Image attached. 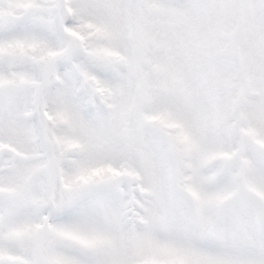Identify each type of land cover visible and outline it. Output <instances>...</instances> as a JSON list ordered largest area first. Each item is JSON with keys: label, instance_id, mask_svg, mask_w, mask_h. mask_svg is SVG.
Masks as SVG:
<instances>
[{"label": "snow or ice", "instance_id": "obj_1", "mask_svg": "<svg viewBox=\"0 0 264 264\" xmlns=\"http://www.w3.org/2000/svg\"><path fill=\"white\" fill-rule=\"evenodd\" d=\"M0 264H264V0H0Z\"/></svg>", "mask_w": 264, "mask_h": 264}]
</instances>
